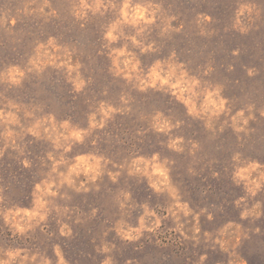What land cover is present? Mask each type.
I'll return each mask as SVG.
<instances>
[{"label": "rangeland", "instance_id": "rangeland-1", "mask_svg": "<svg viewBox=\"0 0 264 264\" xmlns=\"http://www.w3.org/2000/svg\"><path fill=\"white\" fill-rule=\"evenodd\" d=\"M0 249L264 264V0H0Z\"/></svg>", "mask_w": 264, "mask_h": 264}, {"label": "clouds", "instance_id": "clouds-1", "mask_svg": "<svg viewBox=\"0 0 264 264\" xmlns=\"http://www.w3.org/2000/svg\"><path fill=\"white\" fill-rule=\"evenodd\" d=\"M105 251H107V249H105ZM3 257V250L0 249V264H9L10 260H15L16 257H20V251H16L14 253H9L8 254V259H4ZM28 259L27 256H23L20 258V260L18 261V264H24V261H26Z\"/></svg>", "mask_w": 264, "mask_h": 264}]
</instances>
